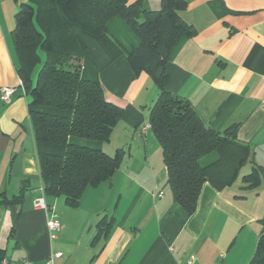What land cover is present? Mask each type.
I'll return each mask as SVG.
<instances>
[{"label":"crops","instance_id":"crops-1","mask_svg":"<svg viewBox=\"0 0 264 264\" xmlns=\"http://www.w3.org/2000/svg\"><path fill=\"white\" fill-rule=\"evenodd\" d=\"M27 0H0V86L15 87L8 103L0 99V251L8 264H46L55 251L59 264H248L264 215V0H185L180 11L194 33L171 49L164 88L189 101L210 128L222 132L236 124L235 136L248 143L250 156L230 185H202L196 209L187 215L165 184L161 147L150 129L149 108L158 88L146 73L135 76L123 47L138 44L125 23L114 17L109 32L92 36L70 28L97 71L104 97L123 107L107 154L123 149L119 168L83 192L76 207L62 196L44 193L28 111L29 95L18 86V58L12 43L15 14ZM160 0H142L155 10ZM253 167L259 185L247 188L242 176ZM61 228L52 238L48 211ZM112 220L106 233L98 223ZM193 257V258H191Z\"/></svg>","mask_w":264,"mask_h":264},{"label":"trees","instance_id":"trees-1","mask_svg":"<svg viewBox=\"0 0 264 264\" xmlns=\"http://www.w3.org/2000/svg\"><path fill=\"white\" fill-rule=\"evenodd\" d=\"M185 0H160L155 10H144L142 0H27L15 14L12 43L18 58V76L29 95L40 175L45 194L62 196L72 207L83 192L109 179L119 168L123 149L107 154L102 144L123 114V107L104 97L97 71L70 25L100 36L117 17L138 39L123 47L135 76L146 73L158 88L148 113L150 130L161 147L165 184L187 215L194 213L202 185L217 190L230 185L246 164L251 148L235 136L236 124L222 132L206 125L189 101L167 91L166 63L171 49L194 28L182 20ZM41 52L44 58H41ZM40 63L35 80L34 67ZM257 167L242 176L247 188L259 185ZM25 187L9 205L22 198ZM112 220L102 219L98 233ZM255 251L248 264H264V215ZM0 251V260L4 258Z\"/></svg>","mask_w":264,"mask_h":264},{"label":"built area","instance_id":"built-area-1","mask_svg":"<svg viewBox=\"0 0 264 264\" xmlns=\"http://www.w3.org/2000/svg\"><path fill=\"white\" fill-rule=\"evenodd\" d=\"M18 86L22 89V91L24 92V87H23V83L22 81L19 79L18 81ZM16 88L15 87H11V86H0V99L5 102L8 103L14 92H15ZM150 129V123L146 122L144 123L141 128H140V133H145L146 130ZM33 205L36 208H43L46 211H48V218H47V229L50 233V236L52 238L55 237V233L61 228V223L58 219V215L56 214V212L54 211L53 207L49 206L44 199V196H40L34 199L33 201ZM62 256V253L60 251H55L53 252L47 259V263L46 264H59L57 262V259H59ZM193 258V257H191ZM0 264H8V261L6 259V257L2 258L0 260ZM21 264H31L30 261L27 258H23L21 260ZM189 264V263H186Z\"/></svg>","mask_w":264,"mask_h":264},{"label":"rangeland","instance_id":"rangeland-1","mask_svg":"<svg viewBox=\"0 0 264 264\" xmlns=\"http://www.w3.org/2000/svg\"><path fill=\"white\" fill-rule=\"evenodd\" d=\"M41 55H42L41 58H42V60H43V58H44V53L41 52ZM39 67H40V63H38V64L34 67V69H33V71H32V79H33V80H35V78H36V74H37V71H38Z\"/></svg>","mask_w":264,"mask_h":264}]
</instances>
